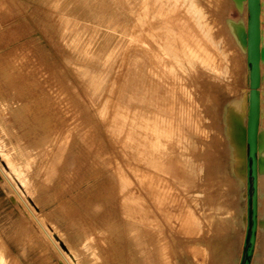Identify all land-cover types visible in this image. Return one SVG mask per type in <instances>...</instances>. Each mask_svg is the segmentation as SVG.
<instances>
[{
    "label": "rangeland",
    "instance_id": "rangeland-1",
    "mask_svg": "<svg viewBox=\"0 0 264 264\" xmlns=\"http://www.w3.org/2000/svg\"><path fill=\"white\" fill-rule=\"evenodd\" d=\"M196 3L213 40L184 0H0V264H264V165L251 243L255 188L242 140L249 64L234 23L244 19L236 0ZM167 19L173 34L183 28L188 41L201 37L224 64L185 71L182 103L193 118L180 125L187 151L176 159L171 129L162 164L150 158L151 99L141 102L135 90L153 74L157 43L166 40L158 24ZM10 53L25 54L15 64L30 70L21 82L9 77ZM262 68L264 158V59ZM134 106L147 120L132 117ZM171 116L176 123L179 114L168 110L160 122ZM188 162L185 177L172 171Z\"/></svg>",
    "mask_w": 264,
    "mask_h": 264
},
{
    "label": "bare ground",
    "instance_id": "bare-ground-1",
    "mask_svg": "<svg viewBox=\"0 0 264 264\" xmlns=\"http://www.w3.org/2000/svg\"><path fill=\"white\" fill-rule=\"evenodd\" d=\"M63 1V0H62ZM82 1V0H81ZM173 1V0H172ZM175 1V0H174ZM177 1V0H176ZM183 1V0H182ZM188 1L189 2V8L190 10L194 11L195 15H194V20H195V24L197 25V28L200 30L201 34L203 37H206L207 39H210V40H213L214 39V35L212 34L211 32V26L209 25L208 21L205 20V13L203 11V9L196 3V0H184V3ZM234 1V0H233ZM238 5L240 6V9H237V12H238V15H239V18H243L244 20L241 19V21H238V22H235L234 23V27H235V31H236V34L239 38V40L242 42L243 46L245 47L246 49V53H244V55L246 54V60L249 64V61H248V40H249V16H250V10H249V0H236ZM76 2V1H75ZM168 2V1H167ZM181 2V1H180ZM80 3V2H79ZM165 3V2H164ZM170 3V2H169ZM169 3H167L169 5ZM174 3V2H173ZM235 3V2H234ZM64 4V3H63ZM77 4V3H76ZM85 4V3H83ZM158 4V3H157ZM175 4V3H174ZM180 4V3H179ZM171 5V3H170ZM236 5V4H235ZM75 6V5H73ZM84 6V5H83ZM157 6V5H155ZM164 6V5H163ZM166 6V5H165ZM181 6V5H180ZM188 6V5H187ZM174 8V5L172 6ZM185 7V6H184ZM176 8V7H175ZM179 8V7H178ZM171 9V8H170ZM185 9V8H183ZM188 9V8H187ZM186 10V9H185ZM263 0H261V12H260V31H261V41H260V51H261V58H260V72H261V83H260V86H259V92H260V117H259V129H258V136H257V148H258V151H257V213H259L260 209H259V199H260V196H261V193H260V181H261V169L264 165V158L261 157L259 155V152H260V149H261V145H262V142H261V128H262V125H263V98L261 96V87H262V82H263V59H264V23H263ZM171 11V10H170ZM177 11V10H176ZM55 12V11H54ZM66 12V11H65ZM184 12V11H183ZM112 13V12H111ZM179 13V12H178ZM181 13V11H180ZM52 14V13H51ZM57 14H60V13H57ZM66 14V13H65ZM73 17V16H72ZM58 18V17H57ZM234 19V18H233ZM232 19V20H233ZM170 20V19H169ZM167 19V22H159L158 25L162 26L165 31H166V40H165V43L163 42H159L157 43V46H158V49L161 50V53L158 54L157 56H155V59H154V69L152 70L151 69V77L150 78H144L142 80V82H139L141 83L140 84V87L138 89L137 87V91L135 90V92L137 93V95H141L142 98L140 99L141 102H143L142 100H144V97H150L151 99V107L149 109V113L151 115L150 117V121L151 122V125L153 127V130H152V134L157 135L156 138H155V141L152 143V151H151V154H152V157H150L151 159H155L157 160V158L161 159V161H159L160 163L162 164H166L167 160H170V156H169V151H164V149L162 148H165L164 145L166 143V141H168L167 137L170 136L169 132L171 129H173V133L174 135H171V139L173 140V143H175V146L177 148L176 152H178L176 154V159H181L182 156H185L186 155V151H187V142L185 140V135H184V131L181 130L180 128V125L184 122H187L188 121H193V118L191 117V115H188L187 114V110H185V107H184V104L182 103V100H183V97L186 96V91H187V83H186V75H185V71L188 70V67L192 65L195 66H201L203 68H210V71H216L217 68H219V66H221L223 63L224 64V60H220L219 57H217L218 55H220L218 52L215 51V49H211L210 46L206 45L204 41H201V37H198L196 39H192L191 41H188V37H186V33H185V29L182 28V31H180L179 33H175L173 34L172 32V28H173V25L171 24L172 22H168L169 21ZM172 20V19H171ZM65 22V20H64ZM100 22V21H99ZM117 22V20H116ZM178 22V21H177ZM115 23V22H114ZM228 23V22H227ZM113 24V23H112ZM109 25V24H108ZM107 26V25H106ZM227 26H230V25H227ZM78 27V26H77ZM91 27V26H90ZM180 27L179 24H176L175 23V26L174 28H178ZM182 27H184V24H182ZM185 27H186V24H185ZM95 28V26H94ZM229 28V27H228ZM68 29V28H66ZM230 29V28H229ZM234 29V28H233ZM93 30V29H92ZM120 30V29H119ZM72 31V30H71ZM100 31H103V30H100ZM90 32V31H89ZM187 32V30H186ZM232 31H230L231 33ZM75 33V31H74ZM76 34V33H75ZM70 35V34H69ZM90 35V34H89ZM122 36V35H121ZM69 38L71 36H68ZM86 37V36H85ZM113 37V35H112ZM202 37V39H203ZM68 38V40H69ZM90 39V38H89ZM93 39V38H92ZM237 39V38H236ZM91 40V39H90ZM89 40V41H90ZM70 41V40H69ZM98 42V41H97ZM126 45V44H125ZM240 45V43H239ZM126 49V47H125ZM128 49V48H127ZM114 50V49H113ZM112 50V51H113ZM124 50V48H123ZM4 51V50H3ZM218 51V49H217ZM2 52V51H1ZM121 52V51H120ZM126 52V50H125ZM128 52V50H127ZM76 53V52H75ZM123 53V52H122ZM121 53V54H122ZM129 53V52H128ZM159 53V52H158ZM125 54V53H124ZM123 54V55H124ZM223 54V53H222ZM226 54V53H225ZM122 55V56H123ZM132 55V54H131ZM130 55V56H131ZM14 56V57H13ZM25 54H13V53H10L7 55V58L6 60L8 59V64L10 63V65H12V63H14V65L11 66V69L9 70V77L12 81H18V82H21L22 80L25 79V77L30 74V70L27 66H25L24 64H21L19 65V68H15V64H16V61L18 60H21L22 58H24ZM121 56V55H120ZM225 56V55H224ZM20 57H22L20 59ZM227 57V56H226ZM123 58V57H122ZM122 58H119V59H122ZM125 58V57H124ZM223 58V57H222ZM118 59V61H120ZM127 59V58H126ZM125 59V60H126ZM132 59V58H131ZM134 59V58H133ZM225 59V57H224ZM91 60V58H90ZM130 61V60H128ZM126 60V62H128ZM133 61V60H132ZM126 62H125V65H126ZM131 62V61H130ZM129 62V63H130ZM122 65H123V62H121ZM131 64V63H130ZM118 66V62L116 64ZM120 65V63H119ZM121 65V66H122ZM21 66V67H20ZM156 66L158 68H156ZM117 68V67H116ZM120 68V67H119ZM123 68V67H122ZM132 69V68H131ZM162 69V71H161ZM207 70V69H206ZM249 96H248V113H247V124L245 126H242V129H243V133H242V140H244V142H246L248 144V126H249V116H250V97H251V67H250V64H249ZM124 71V69H123ZM158 71H161L163 73V75H161ZM118 71H116L115 75H118L117 74ZM121 73V72H120ZM127 74V73H126ZM157 74V76H156ZM91 75V74H90ZM114 75V74H113ZM145 76V73L143 74ZM127 76V75H126ZM116 77V76H114ZM120 77V76H119ZM113 78V77H112ZM111 78V79H112ZM118 78V77H117ZM116 79V78H114ZM122 79V78H121ZM126 81V80H125ZM137 81V80H135ZM42 83V82H41ZM113 83V82H112ZM119 83V82H118ZM137 83V82H136ZM116 84V83H115ZM134 84V82H133ZM111 84H109L110 86ZM126 85V84H125ZM128 86V85H127ZM139 86V85H138ZM115 87V86H114ZM117 87V85H116ZM120 87H121V83H120ZM131 87V86H130ZM135 87V86H134ZM133 87V89H135ZM123 88V87H122ZM127 88V87H126ZM63 89V88H62ZM109 90V89H108ZM111 90V89H110ZM116 90V89H115ZM114 90V91H115ZM127 90V89H126ZM71 91V90H70ZM106 91V90H105ZM131 91V90H130ZM134 91V90H132ZM26 92V91H25ZM28 92V90H27ZM73 92V91H72ZM117 92V91H115ZM58 93V92H57ZM56 93V94H57ZM111 93V92H110ZM59 94V93H58ZM121 94V92H120ZM130 94V93H129ZM134 94V93H132ZM173 94V96L176 95V97H173L174 100L170 99L169 98V95L171 96ZM65 95V94H64ZM72 95V94H71ZM126 95V94H125ZM135 95V94H134ZM263 95V94H262ZM60 96V95H59ZM106 96V94L104 95ZM110 96V94L108 95ZM119 96V95H118ZM136 96V95H135ZM41 97V96H40ZM65 97V96H64ZM114 97V95H113ZM108 99V98H107ZM119 99V98H118ZM128 99V97H127ZM127 99L126 102H127ZM149 99V98H147ZM70 100V99H69ZM104 100V99H103ZM102 100V102H103ZM111 102L113 101V98L111 100V98L109 99ZM108 100V101H109ZM124 100V99H123ZM71 101V100H70ZM106 102V101H105ZM118 102V101H117ZM145 102V101H144ZM104 103V102H103ZM116 103V102H115ZM128 103V102H127ZM109 104V103H108ZM112 104V103H111ZM120 103H118L119 105ZM130 104V103H129ZM101 105L102 103L100 104V108H101ZM110 105V104H109ZM108 105V106H109ZM117 105V103L115 104ZM118 105L116 106V108L118 107ZM121 105V104H120ZM127 105V104H126ZM137 105V104H135ZM145 105H147V103H145ZM144 105V106H145ZM79 106V104H78ZM82 106V105H81ZM106 106V105H105ZM114 106V105H113ZM123 106V105H122ZM121 106V107H122ZM133 106V105H132ZM139 106V105H138ZM137 106V107H138ZM149 106V103L148 105ZM61 107V106H60ZM115 107V106H114ZM127 107V106H126ZM146 107V106H145ZM73 108V107H72ZM97 108V107H96ZM104 108V107H103ZM123 108V107H122ZM140 108V107H138ZM137 108V109H138ZM55 109V108H54ZM115 109V108H114ZM119 109V108H118ZM126 109V108H125ZM130 109V108H129ZM103 110V109H102ZM131 111L133 110L132 107L130 109ZM166 110H168V113L170 112L171 115L174 114V112H176L177 114H179V119L176 123H174V116H171V119L169 117H167L169 120L168 121H165V124L164 123H161L160 120H161V115L163 114V112H165ZM76 111V110H75ZM95 111V110H94ZM107 111V110H106ZM115 111V110H114ZM113 111V112H114ZM122 111V110H121ZM124 111V109H123ZM130 111V112H131ZM134 111H135V106H134ZM75 113V112H74ZM107 113V112H106ZM115 113V112H114ZM113 113V114H114ZM118 113H121L118 111ZM126 112H124L125 114ZM129 113V112H128ZM132 113V112H131ZM136 116H132V117H137V112L135 111L134 112ZM137 113V114H136ZM2 114V113H1ZM112 114V115H113ZM115 115V114H114ZM134 115V114H133ZM141 115L140 117L141 118H145L146 117V114L145 113H141L139 114ZM235 115V114H234ZM240 115V114H239ZM4 116V115H3ZM72 116V115H71ZM120 117V115H118ZM117 116V117H118ZM126 116V115H125ZM130 116V119H131V115L129 114ZM139 117V118H140ZM236 117V116H235ZM74 118V117H73ZM126 118V117H125ZM138 117L135 119H139ZM119 119V118H118ZM117 119V120H118ZM122 116H121V120H122ZM134 119V118H133ZM146 119V118H145ZM241 119V118H240ZM245 119V118H243ZM5 120V119H4ZM116 120V121H117ZM126 120V119H125ZM124 120V122H125ZM134 120V121H135ZM147 120V119H146ZM149 120V119H148ZM7 121V120H6ZM76 121V120H75ZM132 121V120H131ZM133 121V122H134ZM8 122V121H7ZM6 122V123H7ZM122 122V121H121ZM123 122V123H124ZM73 123V122H72ZM120 123V122H119ZM123 123H120L122 125H124ZM130 123V122H129ZM135 123V122H134ZM137 123V121H136ZM145 123V122H144ZM240 123V122H239ZM71 124V123H70ZM132 124V123H131ZM242 124H243V120H242ZM74 125V124H73ZM80 125V124H79ZM115 125H119V124H115ZM241 125V124H240ZM244 125V124H243ZM16 126V125H15ZM71 126V125H70ZM118 127V126H117ZM116 127V128H117ZM125 127V126H123ZM127 127V126H126ZM134 127V126H131V128ZM130 128V127H129ZM118 129V128H117ZM119 129H122V128H119ZM118 129V130H119ZM67 130V128H66ZM130 130V129H129ZM135 130V129H133ZM240 130V129H239ZM71 131V130H70ZM86 131V130H85ZM169 131V132H168ZM64 132V130H63ZM83 132V131H82ZM118 133V131H116ZM123 132V131H122ZM126 132V131H124ZM133 132V131H131ZM136 132V130L134 131ZM60 133V132H59ZM137 133V132H136ZM62 134V132H61ZM64 134V133H63ZM68 134V133H67ZM70 134V132H69ZM77 134V133H75ZM122 135V133H120ZM124 134V133H123ZM119 135V136H121ZM127 135V133H126ZM125 135V136H126ZM24 136V135H23ZM76 136V135H75ZM112 136V135H111ZM136 136V135H134ZM133 136V137H134ZM165 136V137H164ZM71 137V136H70ZM132 137V136H131ZM131 137L129 136V138L131 139ZM132 137V138H133ZM119 138V137H118ZM127 138V136L125 137ZM153 138V137H152ZM62 139V138H61ZM114 139V138H113ZM135 139V138H134ZM241 139V138H240ZM112 140V139H111ZM121 140V139H119ZM132 141L135 142V140L131 139ZM137 140V139H136ZM145 140V139H144ZM166 140V141H165ZM122 141V140H121ZM124 141V140H123ZM122 141V142H123ZM126 141V140H125ZM139 141V139H138ZM142 141V140H141ZM145 142V141H144ZM144 142H141L144 143ZM152 142V141H151ZM127 143V141L125 142V144ZM128 144V143H127ZM145 144V143H144ZM146 145V144H145ZM65 146V145H64ZM126 146V145H124ZM123 146V147H124ZM135 146V144L133 145ZM136 146L137 143H136ZM140 146V145H139ZM143 146V145H142ZM141 146V147H142ZM249 146V144H248ZM162 147V148H161ZM126 149V147H124ZM136 148V147H135ZM145 149V147H142V149ZM129 149V148H128ZM143 149V151H144ZM131 149H129L128 152H130ZM132 150H135V149H132ZM131 150V151H132ZM139 153H140V150H138ZM125 152V151H124ZM127 152V151H126ZM126 152L124 154H126ZM142 152V151H141ZM24 153V151H23ZM136 154V151L134 152ZM145 153V152H144ZM142 152V154H144ZM132 154V153H131ZM171 155V154H170ZM128 156V154H127ZM134 156V155H133ZM151 156V155H150ZM168 156V159H166V157ZM28 157V156H27ZM137 157V156H136ZM146 157V156H145ZM126 158V157H125ZM134 158V157H132ZM28 160V159H27ZM152 160H150L149 163H151ZM29 162V161H28ZM139 163V162H138ZM148 163V162H147ZM154 163V162H153ZM146 164V163H145ZM145 166V165H144ZM247 167V166H246ZM123 168V167H122ZM122 168H120L122 170ZM112 168H109L108 171H110ZM117 170V168L115 169ZM119 170V169H118ZM137 170V169H136ZM165 171H167V169L165 168L164 169ZM176 171V173L178 175H180L181 177H185L189 170H190V165H189V162L187 164H184L180 167H177L176 169H172V171ZM3 171V169L1 170ZM120 171V170H119ZM125 171V170H124ZM123 171V173H124ZM168 171L171 173V170L168 168ZM167 171V172H168ZM122 173V171H120ZM120 173V174H121ZM135 173V172H134ZM5 174V173H4ZM118 174V172L116 173ZM126 174V173H124ZM121 178L123 177L122 175H120ZM119 177V176H118ZM127 177V176H126ZM125 177V178H126ZM8 178V177H7ZM124 178V179H125ZM127 180V179H126ZM167 180V179H166ZM122 181H124L122 179ZM124 183V182H123ZM126 183V182H125ZM123 185H130V184H123ZM121 186V184H120ZM125 186V187H126ZM162 187V186H161ZM128 190L130 189L128 186H127ZM122 189V187L120 188ZM126 188H124L125 190ZM132 190V189H131ZM123 191V190H122ZM122 191L121 192V195H122ZM129 193V191H128ZM130 194V193H129ZM128 194V195H129ZM132 194V192H131ZM124 196V195H122ZM130 196V195H129ZM214 197V196H213ZM127 198V196H126ZM130 198V197H129ZM15 200V198H13ZM128 199V198H127ZM124 201V200H123ZM127 201V200H126ZM125 202V201H124ZM122 203V202H121ZM121 207V206H120ZM125 208V206H124ZM129 209V208H128ZM145 211V210H144ZM144 213V212H143ZM130 215V213H129ZM140 215V214H139ZM126 216V215H125ZM145 216V215H144ZM259 222L261 223V221L259 220V217L257 216V225L259 226ZM218 229V228H217ZM259 231V230H258ZM217 232V231H216ZM258 233V232H257ZM3 236V235H2ZM1 236V237H2ZM214 236V235H213ZM212 236V237H213ZM217 236V235H216ZM258 237V235H257ZM4 240V239H3ZM255 240H257L256 236H255ZM144 243V240L142 241ZM221 242V241H220ZM7 245V244H6ZM2 248V247H1ZM4 249V248H3ZM142 254L145 253V250L142 249ZM10 253V252H9ZM10 255V254H9ZM2 256V255H1ZM7 260V259H6ZM7 262V261H6ZM7 264V263H6Z\"/></svg>",
    "mask_w": 264,
    "mask_h": 264
},
{
    "label": "water",
    "instance_id": "water-1",
    "mask_svg": "<svg viewBox=\"0 0 264 264\" xmlns=\"http://www.w3.org/2000/svg\"><path fill=\"white\" fill-rule=\"evenodd\" d=\"M249 40H248V61L251 67V97H250V116L248 126V174L253 177L254 193L252 199L253 224L251 226V243L255 241L257 229V136L260 117V92L261 83L260 58H261V31H260V12L261 0H249ZM251 185V183H250ZM250 228V227H249ZM252 247L248 253H251Z\"/></svg>",
    "mask_w": 264,
    "mask_h": 264
}]
</instances>
